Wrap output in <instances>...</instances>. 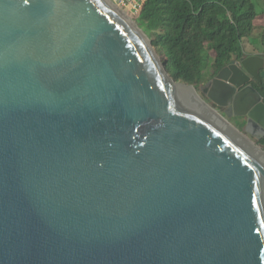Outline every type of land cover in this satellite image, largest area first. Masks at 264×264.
I'll list each match as a JSON object with an SVG mask.
<instances>
[{
  "label": "water",
  "instance_id": "95a60500",
  "mask_svg": "<svg viewBox=\"0 0 264 264\" xmlns=\"http://www.w3.org/2000/svg\"><path fill=\"white\" fill-rule=\"evenodd\" d=\"M254 51L208 103L110 0H0V264H264Z\"/></svg>",
  "mask_w": 264,
  "mask_h": 264
},
{
  "label": "trees",
  "instance_id": "16d2710c",
  "mask_svg": "<svg viewBox=\"0 0 264 264\" xmlns=\"http://www.w3.org/2000/svg\"><path fill=\"white\" fill-rule=\"evenodd\" d=\"M134 17L172 77L199 91L244 57L258 11L253 0H144ZM256 88L264 98V84ZM257 144L264 149V137Z\"/></svg>",
  "mask_w": 264,
  "mask_h": 264
},
{
  "label": "rangeland",
  "instance_id": "374dc122",
  "mask_svg": "<svg viewBox=\"0 0 264 264\" xmlns=\"http://www.w3.org/2000/svg\"><path fill=\"white\" fill-rule=\"evenodd\" d=\"M253 2L255 3L256 5V9L258 11V17L257 19L255 20L254 24H255V30H254V34L251 35V37L248 39L250 41V43H257V37H258V34H261L264 32V3L263 1H260V0H253ZM131 20L135 21V14L136 12H133V11H129V10H122ZM136 22V21H135ZM245 43H247V39L245 41ZM208 78H211V76H209ZM208 78L206 80H208ZM207 82V81H206ZM206 82L203 84L205 85ZM201 85V86H203ZM200 86V87H201ZM196 89V88H195ZM197 92H198V95L203 99L205 100L206 102L208 103H211V101H208V99L200 92V89L198 91V89H196ZM213 106H216L214 104H212ZM221 112H222V109L218 106H216ZM240 118V119H239ZM230 121H232L235 125L239 126L241 129L243 128L242 126V122L244 121V118L242 117H236V116H233L230 118Z\"/></svg>",
  "mask_w": 264,
  "mask_h": 264
},
{
  "label": "built area",
  "instance_id": "2783aa9c",
  "mask_svg": "<svg viewBox=\"0 0 264 264\" xmlns=\"http://www.w3.org/2000/svg\"><path fill=\"white\" fill-rule=\"evenodd\" d=\"M122 10H129L136 12L137 15L142 9L144 0H110Z\"/></svg>",
  "mask_w": 264,
  "mask_h": 264
},
{
  "label": "flooded vegetation",
  "instance_id": "af4514ba",
  "mask_svg": "<svg viewBox=\"0 0 264 264\" xmlns=\"http://www.w3.org/2000/svg\"><path fill=\"white\" fill-rule=\"evenodd\" d=\"M257 39H258V38H257ZM261 39H264V37L258 39L257 43H253V44H251V50H250L249 52H247L245 49H244V52L246 51L248 55L253 54V53L255 52V51H254V46H257V45L259 44V41H260ZM234 60L237 61L236 63H238V61H240V59H237V58H235ZM234 62H235V61H232V63H234ZM232 63H231V64H232ZM207 82H209V80H208ZM207 82H206V83H207ZM254 86L256 87V86H259V85H258V84H255ZM208 101H209V100H208ZM221 109H222V112L225 113V110H224L223 108H221ZM239 119H240V118H239ZM242 125H244V124L242 123Z\"/></svg>",
  "mask_w": 264,
  "mask_h": 264
},
{
  "label": "crops",
  "instance_id": "0c3cea01",
  "mask_svg": "<svg viewBox=\"0 0 264 264\" xmlns=\"http://www.w3.org/2000/svg\"><path fill=\"white\" fill-rule=\"evenodd\" d=\"M261 37H264V32L263 33H261V34H258V39H260ZM257 39V40H258ZM251 44H253V43H250V41L247 39V43H245L244 44V49L247 51V52H249L250 50H251Z\"/></svg>",
  "mask_w": 264,
  "mask_h": 264
},
{
  "label": "clouds",
  "instance_id": "9594fccd",
  "mask_svg": "<svg viewBox=\"0 0 264 264\" xmlns=\"http://www.w3.org/2000/svg\"><path fill=\"white\" fill-rule=\"evenodd\" d=\"M235 58H237V57H235ZM235 58H234V59H235ZM237 59H238V58H237Z\"/></svg>",
  "mask_w": 264,
  "mask_h": 264
}]
</instances>
